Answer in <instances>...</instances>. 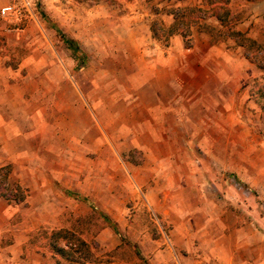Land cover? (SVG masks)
I'll return each instance as SVG.
<instances>
[{
	"label": "crops",
	"instance_id": "0c3cea01",
	"mask_svg": "<svg viewBox=\"0 0 264 264\" xmlns=\"http://www.w3.org/2000/svg\"><path fill=\"white\" fill-rule=\"evenodd\" d=\"M44 1L50 15L59 13L63 18L72 12L59 0ZM123 1L128 9L103 0L82 13L77 25H60L65 30L79 31L69 38L77 42L82 64L78 63V53H73L62 39L72 59L67 53H57L52 40L44 54L34 48V54L40 57L36 59L34 55L24 77L29 78V85L32 79L36 83L43 78L46 86L36 85L31 94L40 93L42 98L54 93L61 99V95H72L75 101L87 100L93 116L90 114L83 121L72 116L74 106L64 111L74 136L93 130L92 146L98 149L102 141L122 139L128 143V205L146 206L161 234L156 251L150 255L152 264H264V236L259 229L264 216L255 206L245 211L241 192V184L256 187L254 170L248 167V161L235 166L226 162V158L237 155L229 146L233 139L221 129L218 134H211L207 128L245 125L236 116L246 102H252L247 83L264 74V69L246 58L244 48L232 38L216 39L197 26H191L186 36L180 32L166 36L174 22V9L192 5L207 8L205 0H160L155 5L158 11L153 10L151 0ZM228 8L234 28L263 44L264 0H229ZM159 17L164 24L154 21ZM90 21L106 32L92 43L98 54L88 58L93 62L89 86L81 77L76 86L63 82L58 85L69 72V60H75L79 73L88 76L82 47L87 41L81 31L89 28ZM206 21L220 27L215 17ZM160 29L165 35L158 33ZM39 41L44 40L36 41V46ZM107 81L110 83L106 90ZM13 85L0 86V168H9L8 182L19 184L26 198L30 175L36 174L30 159L40 157L43 151L35 125L23 128L17 117L6 115L3 109V102L16 107L15 98L22 96L19 87ZM94 94L97 96L91 99ZM101 94L108 97L102 98ZM106 101L103 107L109 106L108 118L100 113L101 104ZM216 108L224 113L235 112L236 116L214 117ZM111 123L123 138L107 132ZM185 125L203 126L204 130L192 131L185 137L181 133ZM235 137L242 142L248 139L245 135ZM67 138L62 141L67 143ZM208 142H215L218 147L210 148L204 144ZM44 151L51 149L46 147ZM132 152L140 154L138 161L130 159ZM24 200L16 203L0 196V221L8 216L7 207ZM15 249L18 255L24 252V248ZM40 258L43 256L33 251L30 258H21L22 262L16 264H53L48 257L42 261Z\"/></svg>",
	"mask_w": 264,
	"mask_h": 264
},
{
	"label": "rangeland",
	"instance_id": "374dc122",
	"mask_svg": "<svg viewBox=\"0 0 264 264\" xmlns=\"http://www.w3.org/2000/svg\"><path fill=\"white\" fill-rule=\"evenodd\" d=\"M102 1L59 0L62 6L67 8L66 10L72 11L67 17L62 18L59 13L55 16L50 15L46 11L44 0H0V9L7 4H16L19 10V15L11 20L0 15L2 70L0 86L14 84L13 86L19 87L22 95L15 98L16 107L6 101L3 102V109L6 115L17 117L23 128H29L30 124L35 125L40 131L38 140L42 145L40 150L43 151L40 157L30 159L29 164L36 168V174L30 175L32 180L30 187L27 188L24 202L7 207L9 214L0 221V264L20 263L21 258L25 259L26 256L30 258L33 251L43 258L48 257V261L53 264L58 263L57 261L69 264L59 255L52 253L50 248L52 240L50 235L61 228L74 232L89 244L94 258L87 259L88 264H152L151 254L156 251L157 240L161 234L151 211L146 206L135 203L128 205V143L122 139L112 142L102 141L98 149L92 146L93 130L74 136L73 128L67 124L69 116H65L64 111L74 106L72 116L83 121L88 115L93 116L87 100L85 103L81 100L75 101L72 95L67 97L61 95V99L60 95L54 93L41 98L40 93L31 94V90L39 84L46 86L45 80L42 78L40 82L35 83V79H32L33 83L29 85V78L24 77L35 59L34 52L39 50V53L44 54L49 40L54 43L57 53L60 52L62 56L67 53L69 59H72L71 53L66 51L60 33L74 37L73 34L79 31L65 30L60 25L76 24L82 13L93 4ZM112 1L120 6L127 5L123 0ZM151 2L153 10L158 11L155 5L160 0H151ZM125 7L128 9L127 6ZM154 21L160 25L164 24L160 17L159 20L155 18ZM87 25L89 28L81 32L87 41L82 47L87 58L88 76L79 73L75 60H69V72L66 73L63 81H58V85L63 82L68 86H76L77 80L81 77L89 86V78L93 76L91 69L93 62H89L88 58L90 54H98L92 43L96 36H103L106 31L102 27L92 26L91 21ZM158 33L165 35L163 29ZM41 39L44 41H39L36 46L38 43L36 41ZM260 46L261 49L256 51L255 59L258 65H264V43ZM78 55L80 65L82 56L80 53ZM39 57L36 56V59ZM263 82L264 74L247 83L250 93L253 92L251 100L255 106H252V102H246L237 116L235 112L224 113L217 108L213 111L214 117H220L222 114L224 117H230L229 119L234 116L240 117L245 125L207 127L211 134H218L221 129L229 135L230 140L233 139L229 146L237 151L238 156L234 154V158H226V162L235 166L248 161V167L254 170L252 176L256 177H254L257 180L256 187L244 183L241 184V192L245 211L255 206L262 216H264V98L259 95L257 97L255 93ZM109 83L110 81H107L105 84L106 90ZM96 96V94L90 95V98ZM101 96L106 98L108 94ZM71 101H74V105ZM64 103H68L69 107L64 106ZM105 103L108 102L101 104L100 113L108 118L109 106L103 107ZM82 104L84 108L81 107ZM195 114L198 117L200 112L197 111ZM102 120L105 121V118ZM111 124L107 126V132L113 137L123 138L121 132L117 131L118 127ZM203 128V126L185 125L181 133L187 137L190 132H200L204 130ZM235 135H245L248 139L246 138L245 142L236 141ZM68 136L70 139L67 138ZM66 138L67 143L63 142ZM43 140L45 141L42 142ZM190 144L195 145V143ZM204 144L210 148L215 145L218 147L215 142ZM46 147L51 151H44ZM139 156L137 152H132L130 159L138 161ZM231 172L235 173V171ZM234 180L232 179L233 182ZM259 229L264 236V218ZM8 247L12 250H6ZM15 248H24V252L18 255ZM144 251H148V254ZM43 258L40 260L42 261Z\"/></svg>",
	"mask_w": 264,
	"mask_h": 264
},
{
	"label": "trees",
	"instance_id": "16d2710c",
	"mask_svg": "<svg viewBox=\"0 0 264 264\" xmlns=\"http://www.w3.org/2000/svg\"><path fill=\"white\" fill-rule=\"evenodd\" d=\"M228 2L229 0H205L208 6L207 8L192 5L174 9L172 11L174 22L166 30V36L174 32H180L186 36L191 26H197L200 31L207 32L216 39L219 37L232 38L237 45L244 48L245 57L257 63L255 55L256 51L261 49V46L255 40L234 28V23L230 18ZM209 17H215L220 27L217 28L207 23L206 20ZM60 38L73 53L76 54L80 52V48L76 41L69 38L64 33H60ZM258 66L264 69V65ZM257 90V93H255L257 97L259 95L261 98H264V82L260 83ZM250 94L252 95L253 92ZM8 173V167L0 168V196L8 201L16 203L21 202L25 199V191L19 184H10L8 182ZM50 239H52L50 242L51 252L55 255H59L69 264H88L89 262L86 260L94 258L89 244L68 229L61 228L53 231L50 235ZM57 262L56 264H62L60 261Z\"/></svg>",
	"mask_w": 264,
	"mask_h": 264
},
{
	"label": "built area",
	"instance_id": "2783aa9c",
	"mask_svg": "<svg viewBox=\"0 0 264 264\" xmlns=\"http://www.w3.org/2000/svg\"><path fill=\"white\" fill-rule=\"evenodd\" d=\"M0 15L5 19H13L19 15V10L16 4H7L1 7Z\"/></svg>",
	"mask_w": 264,
	"mask_h": 264
}]
</instances>
